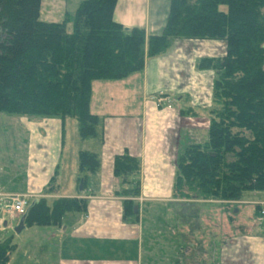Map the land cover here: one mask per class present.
I'll return each instance as SVG.
<instances>
[{
	"label": "trees",
	"instance_id": "16d2710c",
	"mask_svg": "<svg viewBox=\"0 0 264 264\" xmlns=\"http://www.w3.org/2000/svg\"><path fill=\"white\" fill-rule=\"evenodd\" d=\"M115 1L82 0L53 22L39 19L40 0H0V112L70 116L81 140L98 138L100 118L89 111L92 80L139 71L146 57L163 54L177 39L223 41L222 55L196 61L198 70L213 73L207 138L178 149L171 197L237 200L264 193V0H169L161 32L150 35L115 21ZM77 163L79 179L99 168L98 155L88 150L78 151ZM138 171L136 157L113 156L121 216L132 222ZM29 204L25 226H59L64 215L85 213L87 201L38 197ZM12 249L0 239V264Z\"/></svg>",
	"mask_w": 264,
	"mask_h": 264
},
{
	"label": "crops",
	"instance_id": "0c3cea01",
	"mask_svg": "<svg viewBox=\"0 0 264 264\" xmlns=\"http://www.w3.org/2000/svg\"><path fill=\"white\" fill-rule=\"evenodd\" d=\"M168 5L169 0H116L112 18L126 27H141L146 35L158 34L164 26ZM193 41L209 42L211 54L221 47L220 53L215 56L223 54V41L177 39L163 54L145 58L139 71L121 79L91 81L89 111L97 115L100 121L98 138H94V149L90 150L98 155L99 168L94 173L84 174L81 190L78 189L77 173L69 179L67 191L58 192L57 186H51L50 191L45 193L54 177H50V174L56 172L55 167L59 163L56 151L52 153L55 156L53 161L57 163L54 166L47 159V151L57 148L61 140L64 131L62 119L42 117L30 122L25 174L20 179L19 188L15 184L0 183L3 205L6 204L4 195L14 193L29 194L33 199L41 196L49 200L58 197L83 198L87 201L85 213H68L63 216L61 225L54 226L64 238L77 242L78 248L90 243L100 251L107 242L128 240L135 236V225L125 223L121 216L123 197L115 194L118 179L112 174V159L114 155L126 152L139 161L138 196L131 198L137 203L135 212L138 213L143 200L171 202L176 153L180 147L196 143L191 140L193 137L190 133L182 138L179 121L187 115L186 111L191 114L188 109L195 107L197 100L208 102L212 90V71L198 70L195 65L197 59L213 55L207 51L199 53L193 50L196 46ZM156 93L168 95L176 101L177 106H155L149 96ZM186 101L189 104L184 111L181 106ZM22 120L27 122V119ZM189 129L191 133L197 132L195 124H191ZM237 244V249H231L237 253L232 262L229 261L231 264H264V235L250 244L242 261L241 235ZM94 257L64 256L59 264H107ZM225 257L221 264H227L229 259Z\"/></svg>",
	"mask_w": 264,
	"mask_h": 264
},
{
	"label": "rangeland",
	"instance_id": "374dc122",
	"mask_svg": "<svg viewBox=\"0 0 264 264\" xmlns=\"http://www.w3.org/2000/svg\"><path fill=\"white\" fill-rule=\"evenodd\" d=\"M80 1L82 0H40L39 19L60 22L66 13L71 14L74 11ZM69 29L68 24L67 30ZM192 43L196 44L193 50L211 54L209 42ZM220 49L222 48L214 49L211 55L219 54ZM156 95L164 97L163 103H155ZM149 100L157 107L177 106L175 100L163 93L150 95ZM196 103L195 107L188 109L191 114L186 111L187 115L180 119V134L182 138L185 134H191V140L202 143L207 138L208 111L213 105L211 94L208 102L200 99ZM188 104L186 101L181 106L184 111ZM40 118L42 117L0 112L1 184H15L19 188L20 179L25 174L28 126L33 120ZM22 119H27V122ZM62 124L64 131L57 148L47 151V159L54 163L53 166L57 164L53 158L57 156L59 160L55 167L56 172H53L52 167L53 174H50V177L54 175L50 180V187L57 186L58 192L67 191L69 179L78 173V151H91L95 144L94 138H79L75 118L66 116L62 119ZM191 124L197 126V132H190ZM55 151V156H52ZM47 192L49 191L45 190V193ZM8 195H4L5 199ZM32 199L30 196L28 203ZM45 199L50 202L49 198ZM170 201H141L136 221L124 220L127 224L132 222L135 225L136 235L128 240L107 242L106 247L98 251L90 243L78 248L77 242L64 238L52 225L32 224L15 233L12 227L17 223L18 217L9 218L6 206L0 199V239H6L13 245L6 264H59L64 256H95L94 258L102 259L107 264H221L222 258L226 256L225 258L229 259L227 264H231L233 256L237 254L231 249H237L239 235L241 261L251 247L250 244L264 235V193H244L237 200L171 197ZM227 248H230L229 252Z\"/></svg>",
	"mask_w": 264,
	"mask_h": 264
},
{
	"label": "built area",
	"instance_id": "2783aa9c",
	"mask_svg": "<svg viewBox=\"0 0 264 264\" xmlns=\"http://www.w3.org/2000/svg\"><path fill=\"white\" fill-rule=\"evenodd\" d=\"M155 103L159 105L160 103H163L164 97L162 95H156L155 96ZM30 195L29 194H21V193H14L9 194L6 197V209L8 212V217H19L24 211L26 210L28 206V199Z\"/></svg>",
	"mask_w": 264,
	"mask_h": 264
},
{
	"label": "water",
	"instance_id": "95a60500",
	"mask_svg": "<svg viewBox=\"0 0 264 264\" xmlns=\"http://www.w3.org/2000/svg\"><path fill=\"white\" fill-rule=\"evenodd\" d=\"M81 185H82V179L80 178L79 179V182H78V189L81 190ZM31 204V203H30ZM30 204L27 206V208L30 206ZM26 208V209H27ZM25 212L26 210L24 211V213H22L19 217H18V221L17 223L12 227V230L15 232V233H19V231H21L25 225H24V222H23V219H24V216H25ZM5 221L3 222V225H5Z\"/></svg>",
	"mask_w": 264,
	"mask_h": 264
}]
</instances>
